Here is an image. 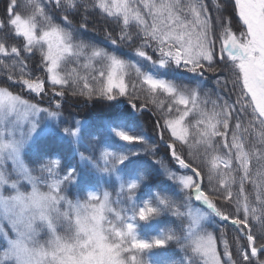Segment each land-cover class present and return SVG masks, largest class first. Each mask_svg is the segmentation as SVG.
Here are the masks:
<instances>
[{
	"label": "snow or ice",
	"instance_id": "obj_1",
	"mask_svg": "<svg viewBox=\"0 0 264 264\" xmlns=\"http://www.w3.org/2000/svg\"><path fill=\"white\" fill-rule=\"evenodd\" d=\"M2 15L0 189L12 194L0 191V264H146L144 253L168 240L188 253L184 264H264V0H9ZM81 68L91 72L81 76ZM16 86L20 94L9 90ZM69 90L87 97L85 106L116 101L130 106L129 116L152 112L154 143L189 170L169 173L184 192L180 203L157 196L188 221L180 236L139 237L137 221L160 211L149 201L114 208L105 191L74 203L61 184L76 168L53 179L51 167L33 175L19 163L21 127L11 117L59 115ZM25 94L41 99L29 103ZM44 101L48 108L39 107ZM35 129L33 122L28 131ZM64 131L75 137L79 129ZM115 135L130 145L145 141L119 127ZM253 141L259 147L246 150ZM102 158L106 170L125 156L105 151ZM23 181L31 191H21ZM136 188L126 184L127 200ZM193 201L205 211H193Z\"/></svg>",
	"mask_w": 264,
	"mask_h": 264
},
{
	"label": "trees",
	"instance_id": "obj_2",
	"mask_svg": "<svg viewBox=\"0 0 264 264\" xmlns=\"http://www.w3.org/2000/svg\"><path fill=\"white\" fill-rule=\"evenodd\" d=\"M7 2L9 0H0V19L3 18L2 14ZM25 2L26 0H18L21 5ZM210 2L211 0H209ZM17 10L20 11L21 9L18 8ZM211 15L215 16V11H212ZM89 35L97 37V39L102 38L91 30V26L89 27ZM80 38L87 40L88 36L85 35ZM67 67L70 69L74 65ZM90 72L91 68L80 69L81 76ZM0 86L4 85L0 83ZM9 90L16 94L21 92L19 86ZM24 91L26 93V89ZM23 98L30 103H38L41 99L38 96L33 99L27 94L23 95ZM86 99L87 97L73 96L72 91L69 90L68 99H61L62 106L56 118L47 121L45 118L47 112L37 115L36 124L47 123L49 130L25 144L22 151L24 165L30 170L34 169L33 175L41 174L40 169L44 165L51 167L53 179L63 178L66 175L67 167L76 168L74 178L61 184V194L70 199L85 200L89 192L102 195L107 191L114 208H130L133 205H140L144 201H149L158 206L160 211L147 222L137 221L139 237L151 240L157 237L165 238L169 234L180 236L183 226L188 221L186 219L181 221L180 218L174 217L165 206L159 204L157 196L180 203L185 198L184 192L176 184V181L169 178V173L175 172L179 176L189 174V170L178 168L175 161L171 159L170 150L166 148V145L154 143L152 137L154 135L155 117L152 112L149 111L143 115L133 112L129 116L126 110H130V106L126 102L117 104L116 101H108L107 103L113 107H107L103 103L93 104L92 101H89L85 106L82 101ZM93 99L98 100L99 98L94 97ZM39 107L48 108L49 105L47 101H44L39 104ZM119 119L126 122L121 124L118 122ZM105 121L113 122L105 124ZM65 127L78 128L77 136L73 137L70 132L66 133ZM117 127L123 128L130 134L143 133L145 141L130 145L115 135ZM149 145L158 149L155 154H152ZM258 147L259 144L253 141L248 144L246 150L255 151ZM105 151L124 155L125 159L118 164H111L106 170L102 169L104 163L102 154ZM53 161H59V163H53ZM255 167V162H253V171ZM43 175L47 177L48 173L45 172ZM132 181L137 183V188L132 200H127L126 184ZM124 186V193L121 194V189ZM246 188L254 200L255 191L252 186L246 185ZM43 189L47 190V188ZM117 200H119V205L115 203ZM192 206L201 208L194 201ZM253 206L255 205L253 204ZM181 211L186 212L187 208H181ZM127 215L130 216L131 212H128ZM212 222V219L204 222L208 231H213L211 227H208ZM257 227H259L258 224ZM216 234L218 235V233ZM187 255L188 253L176 240H168L160 248L154 247L147 250L143 259L146 264H184Z\"/></svg>",
	"mask_w": 264,
	"mask_h": 264
},
{
	"label": "rangeland",
	"instance_id": "obj_3",
	"mask_svg": "<svg viewBox=\"0 0 264 264\" xmlns=\"http://www.w3.org/2000/svg\"><path fill=\"white\" fill-rule=\"evenodd\" d=\"M0 87H3V86H0ZM14 94H16V93H14ZM37 115H36V117H37ZM56 116L57 115L50 116V115L47 114L45 116V118H46L47 121H50L53 118H56ZM36 117L33 119V117L31 115H29L27 118H24V116H23V110H21V112H20L19 115L14 114L11 117V119L15 120L16 123L19 124L20 127H21V129L19 131H17V132L14 133V135H16L17 138H21L23 140V144H22L21 150H20L21 153H20V157H19V163H23V160H22V151H23V148H24L25 144L28 143V142H30L33 138L37 137L38 135L43 134V133H45V132H47L49 130V128H48L49 126H48L47 123H39L38 125L36 124L35 131L29 132L28 129H30L31 123H33L34 121L36 122V120H37ZM8 166L9 167L12 166V161L11 160L8 161ZM255 170H256V167H255ZM24 186H25V188L23 189ZM31 187H32L31 184H28L26 181H23L22 182V186H21V191H24V192L31 191ZM42 190L46 191L45 189H42ZM0 191H4V190L3 189H0ZM11 194H12L11 189H8L7 191H4V195H6V196L7 195H11ZM64 196H65V198L67 200L72 201L74 203L75 202H83V201L86 200V199L85 200H81V199H76V198L70 199L66 195H64ZM200 207L201 208H199L197 206H192V209H193V211L199 209L201 212H204L205 209H206V206H201V204H200ZM203 208H204V210H203ZM45 238H46V236L42 234L41 235V239H45Z\"/></svg>",
	"mask_w": 264,
	"mask_h": 264
}]
</instances>
